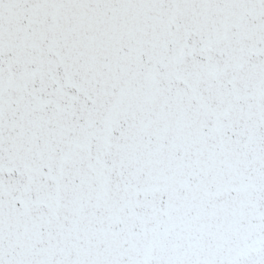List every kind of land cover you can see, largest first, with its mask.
Instances as JSON below:
<instances>
[{"label":"snow or ice","instance_id":"6c2138e0","mask_svg":"<svg viewBox=\"0 0 264 264\" xmlns=\"http://www.w3.org/2000/svg\"><path fill=\"white\" fill-rule=\"evenodd\" d=\"M0 264H264V0H0Z\"/></svg>","mask_w":264,"mask_h":264}]
</instances>
